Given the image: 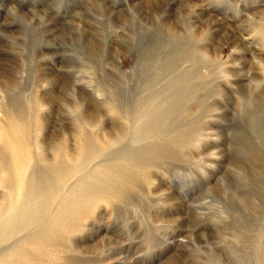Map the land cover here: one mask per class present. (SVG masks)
<instances>
[{
  "label": "rangeland",
  "instance_id": "374dc122",
  "mask_svg": "<svg viewBox=\"0 0 264 264\" xmlns=\"http://www.w3.org/2000/svg\"><path fill=\"white\" fill-rule=\"evenodd\" d=\"M0 264H264V0H0Z\"/></svg>",
  "mask_w": 264,
  "mask_h": 264
}]
</instances>
